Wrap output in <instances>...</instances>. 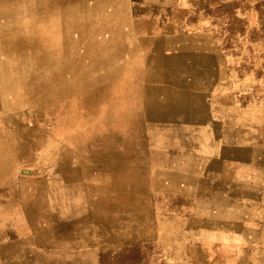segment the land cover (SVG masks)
Here are the masks:
<instances>
[{"label": "rangeland", "instance_id": "rangeland-1", "mask_svg": "<svg viewBox=\"0 0 264 264\" xmlns=\"http://www.w3.org/2000/svg\"><path fill=\"white\" fill-rule=\"evenodd\" d=\"M135 2L0 0V155L14 162L0 180V264H164L152 217L166 210L167 145L151 140L152 102L183 84L161 78L178 33L119 31ZM211 3L229 82L261 89L264 0Z\"/></svg>", "mask_w": 264, "mask_h": 264}, {"label": "crops", "instance_id": "crops-1", "mask_svg": "<svg viewBox=\"0 0 264 264\" xmlns=\"http://www.w3.org/2000/svg\"><path fill=\"white\" fill-rule=\"evenodd\" d=\"M135 1L119 31L178 33L167 41L175 53L161 57V78L183 84L177 96L152 102L161 116L151 140L167 145L160 152L167 200L157 203L166 210L152 217L164 264H264V86L242 96L229 82L211 0H177L176 8L171 0ZM9 174L13 159L0 155V180Z\"/></svg>", "mask_w": 264, "mask_h": 264}, {"label": "bare ground", "instance_id": "bare-ground-1", "mask_svg": "<svg viewBox=\"0 0 264 264\" xmlns=\"http://www.w3.org/2000/svg\"><path fill=\"white\" fill-rule=\"evenodd\" d=\"M52 11H53V10H52ZM2 13H3V12H2ZM13 13H14V12H13ZM50 13H51V12H50ZM53 14H54V13H53ZM53 14H52V15H53ZM0 15H1V14H0ZM7 15H9V14L6 13V16H7ZM9 17H10V16H9ZM10 18H11V17H10ZM13 18H14V17H13ZM13 18H12V19H13ZM5 19H6V18H5ZM14 19H15V18H14ZM0 21H1V20H0ZM14 27H15V26H14ZM16 29H17V28H16ZM2 30H3V29H1V31H2ZM7 30H8V29H7ZM13 30H14V29H13ZM13 30H12V31H13ZM22 30H23V29H22ZM4 31H5V30H4ZM4 31H3V33H5ZM19 31H20V30H19ZM12 33H13V32H12ZM7 35H8V34H7ZM3 42H4V41H3ZM2 44H3V43H2ZM16 51H17V49H16ZM29 55H30V53H29ZM19 58H20V57H19ZM2 63H3V62H2ZM0 64H1V63H0ZM1 65H2V64H1ZM4 67H5V66H4ZM6 68H7V67H6ZM14 68H15V67H14ZM2 69H3V67H2ZM14 70H15V69H14ZM0 71H1V70H0ZM6 72H7V71H6ZM8 72H9V71H8ZM0 73H2V72H0ZM3 73L5 74V72H3ZM9 74H10V73H9ZM20 78H21V77H20ZM18 79H19V78H18ZM13 80H15V79H13ZM10 83H12V82H10Z\"/></svg>", "mask_w": 264, "mask_h": 264}]
</instances>
